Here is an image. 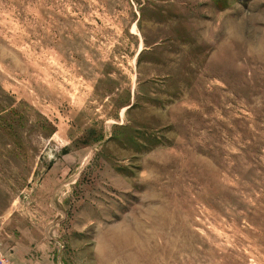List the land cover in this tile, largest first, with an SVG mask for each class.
Listing matches in <instances>:
<instances>
[{
    "label": "rangeland",
    "instance_id": "obj_1",
    "mask_svg": "<svg viewBox=\"0 0 264 264\" xmlns=\"http://www.w3.org/2000/svg\"><path fill=\"white\" fill-rule=\"evenodd\" d=\"M9 264H264V0H0Z\"/></svg>",
    "mask_w": 264,
    "mask_h": 264
},
{
    "label": "built area",
    "instance_id": "obj_2",
    "mask_svg": "<svg viewBox=\"0 0 264 264\" xmlns=\"http://www.w3.org/2000/svg\"><path fill=\"white\" fill-rule=\"evenodd\" d=\"M0 264H9L8 259L4 253H0Z\"/></svg>",
    "mask_w": 264,
    "mask_h": 264
}]
</instances>
